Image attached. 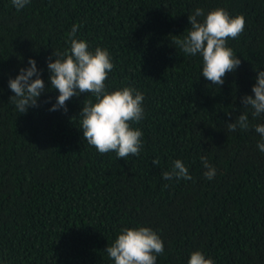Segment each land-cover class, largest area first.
I'll use <instances>...</instances> for the list:
<instances>
[{
  "label": "trees",
  "instance_id": "16d2710c",
  "mask_svg": "<svg viewBox=\"0 0 264 264\" xmlns=\"http://www.w3.org/2000/svg\"><path fill=\"white\" fill-rule=\"evenodd\" d=\"M196 7L245 18L243 33L228 41L241 65L219 87L201 74L199 55L171 43L187 35ZM73 25L90 50L108 49L107 90L144 94V118L133 124L143 132L139 156L100 154L83 140L76 115L91 94L69 100L66 113L49 111L55 90L26 114L9 100V77L29 57L49 86L47 61L69 46ZM258 70L264 0H30L19 11L0 0V264H113L104 249L124 226L158 232L164 253L156 264H188L195 250L214 264H264L261 137L254 127L228 130ZM247 111L250 125L264 123ZM202 155L216 168L212 180ZM175 159L191 180L162 178Z\"/></svg>",
  "mask_w": 264,
  "mask_h": 264
},
{
  "label": "clouds",
  "instance_id": "9594fccd",
  "mask_svg": "<svg viewBox=\"0 0 264 264\" xmlns=\"http://www.w3.org/2000/svg\"><path fill=\"white\" fill-rule=\"evenodd\" d=\"M19 11L30 0H11ZM245 18L242 14L232 16L223 7L205 11L196 7L188 14L187 35H176L172 45L186 55L202 58L203 77L212 86L224 84L228 73H234L241 65V59L229 46V40L237 39L244 31ZM79 25H73L68 33L69 46L64 51H54L47 61L49 86L41 76L34 58L29 57L27 66L21 67L15 77H9L8 87L13 95L9 100L20 114L30 108L39 107V98L49 90L58 92L55 103L49 111H68L67 102L80 94H91L76 115L80 118L83 140L94 146L100 154L115 153L117 158L139 156L142 148L143 132L134 123L144 118V94L132 86L107 90L105 81L113 70L114 64L107 48L96 47L90 50L86 40L77 38ZM252 85L253 94L241 97V109L231 122L228 130L254 131L261 137L257 147L264 152V123L250 125L249 111L253 119L264 115V70H258ZM3 89H0L2 92ZM49 99H51L49 97ZM85 98L83 99V101ZM235 107V106H234ZM234 109V108H233ZM232 115L231 111L226 112ZM203 175L212 180L216 168L207 156L200 157ZM152 163L159 166L160 160ZM164 180H191L188 167L181 159L172 162L170 170L162 172ZM113 264H156L157 256L164 253V242L157 231L149 226H124L114 241L104 249ZM188 264H214L200 250L192 251Z\"/></svg>",
  "mask_w": 264,
  "mask_h": 264
}]
</instances>
